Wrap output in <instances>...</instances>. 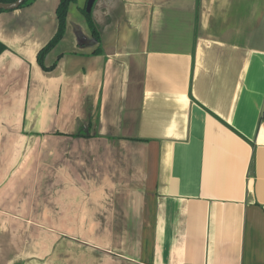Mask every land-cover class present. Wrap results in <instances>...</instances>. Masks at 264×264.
<instances>
[{"label": "crops", "instance_id": "1", "mask_svg": "<svg viewBox=\"0 0 264 264\" xmlns=\"http://www.w3.org/2000/svg\"><path fill=\"white\" fill-rule=\"evenodd\" d=\"M58 2L0 11V264H264V0H76L41 66Z\"/></svg>", "mask_w": 264, "mask_h": 264}, {"label": "rangeland", "instance_id": "2", "mask_svg": "<svg viewBox=\"0 0 264 264\" xmlns=\"http://www.w3.org/2000/svg\"><path fill=\"white\" fill-rule=\"evenodd\" d=\"M81 14L80 15L84 17L83 18L84 24L86 28L89 30V26L85 20V16L83 13ZM29 226L32 227L34 232L40 233L39 231H44V248L48 244L49 248L61 249L59 255L52 256V258L54 259H61L58 263L75 264V262H77L78 260L80 261L81 264L94 263V260H92L94 257L90 256L89 254V249L92 248V246L89 243H87L88 240L85 238V235L89 233L88 232L89 228L93 227L94 225L72 224L68 220V223H63V224L44 223L43 225H29ZM107 226H111V225L102 224L101 227L104 228ZM98 230H100V228ZM92 249H95V247H93ZM96 249H97V253H99L98 252L99 249L98 248ZM101 261L102 262H100L98 259L96 263L104 264V261L103 260Z\"/></svg>", "mask_w": 264, "mask_h": 264}, {"label": "trees", "instance_id": "3", "mask_svg": "<svg viewBox=\"0 0 264 264\" xmlns=\"http://www.w3.org/2000/svg\"><path fill=\"white\" fill-rule=\"evenodd\" d=\"M14 0H0L2 3H11ZM76 0H59L57 7H56V30L53 34V36L48 40V42L43 45L38 53H37V61L38 63L43 66V58L45 54L51 50L62 38L64 31H65V26H66V15L68 11V7L71 3H74ZM33 0H24L21 5L18 8L27 6L31 4ZM0 11H4L3 9H0ZM81 12L84 14L86 22L88 23V26L91 30L92 35L94 38L99 40V34L95 28V25L92 21L91 18V12H86L85 11V6L81 8ZM6 49V46L0 42V54ZM44 68V67H43ZM48 69V68H46Z\"/></svg>", "mask_w": 264, "mask_h": 264}, {"label": "water", "instance_id": "4", "mask_svg": "<svg viewBox=\"0 0 264 264\" xmlns=\"http://www.w3.org/2000/svg\"><path fill=\"white\" fill-rule=\"evenodd\" d=\"M23 1L24 0H14L11 3H2V2H0V9H3V10H14V9H17L21 5V3ZM94 2H95V0H86L85 11L87 13L91 12V9H92V6H93Z\"/></svg>", "mask_w": 264, "mask_h": 264}]
</instances>
